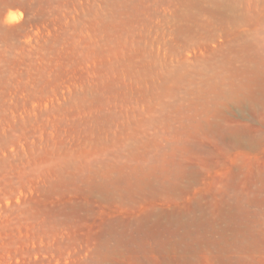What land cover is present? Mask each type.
<instances>
[{
	"label": "rangeland",
	"instance_id": "rangeland-1",
	"mask_svg": "<svg viewBox=\"0 0 264 264\" xmlns=\"http://www.w3.org/2000/svg\"><path fill=\"white\" fill-rule=\"evenodd\" d=\"M0 264H264V0H0Z\"/></svg>",
	"mask_w": 264,
	"mask_h": 264
}]
</instances>
